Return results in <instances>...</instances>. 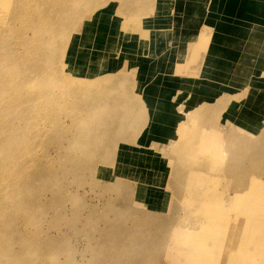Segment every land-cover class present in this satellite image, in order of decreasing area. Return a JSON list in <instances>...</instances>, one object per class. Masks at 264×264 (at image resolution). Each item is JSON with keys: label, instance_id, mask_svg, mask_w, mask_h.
Instances as JSON below:
<instances>
[{"label": "rangeland", "instance_id": "1", "mask_svg": "<svg viewBox=\"0 0 264 264\" xmlns=\"http://www.w3.org/2000/svg\"><path fill=\"white\" fill-rule=\"evenodd\" d=\"M254 1L75 0L26 29L0 81V264H264Z\"/></svg>", "mask_w": 264, "mask_h": 264}, {"label": "bare ground", "instance_id": "2", "mask_svg": "<svg viewBox=\"0 0 264 264\" xmlns=\"http://www.w3.org/2000/svg\"><path fill=\"white\" fill-rule=\"evenodd\" d=\"M73 1H75V0H0V9H3L4 6L7 7V11H5L6 10L5 9L4 11L0 12V27L4 26L5 30L3 29L2 31L6 32V33L4 32L5 33L4 36L0 39V81H2L4 78H6L7 75H10L9 74L10 73L9 72V70H10L9 68H8L9 69L8 70L9 73L7 75H6L7 71H6V73H5V71L2 72L3 71V66H6V64H7L6 60L9 58L7 56L8 53L10 52L9 50H11V52L12 51L18 52L20 50L17 47V46H19V44L16 45L17 43H19V42L23 43V41H30V40H31V42H34V40L36 42L38 40L39 35H38V37H36V39L28 38L27 35L25 34L26 29L27 28L28 29L32 28V29L35 30V28H36L37 31H38L39 28L41 27V32L42 33L40 35H43V33L45 31L44 29H46V28H48V30L50 29V31H51L53 28L56 27V19H57V16L59 15L60 11H62L64 8H66V7H64L65 5H67V4H69L70 2H73ZM52 18H53V20H52ZM44 21H46V22H44ZM16 24H19V28H18V26L16 28L14 27ZM7 32L8 33L10 32V33L7 34ZM27 33H29V32H27ZM17 40H18V42H17ZM31 45H33V44H31ZM23 46H25V44ZM40 47H43V46H40ZM40 47L38 46V48L41 50L42 48H40ZM45 47H44V49H45ZM25 49H26V47H25ZM22 50L23 49H21V51ZM27 50H25V51H27ZM22 53H20L19 55H23ZM26 53L27 52H25L24 53L25 55H23V56L26 57V59L28 60V56L27 55H29V53L28 54H26ZM42 53H43V51H42ZM37 54H38V56H40L39 53H37ZM43 54H42V56L44 58L45 56ZM15 56H17V55H15ZM35 58L38 59L36 56H35ZM10 60H12V59H10ZM29 60H31V59H29ZM28 62H23L25 64L26 68L28 70H31V74H36V76H34V77H37L38 75H40V77L42 79V74H39V72H40V70L42 68L37 64L39 62H36L34 60L31 61L30 64ZM41 62H42V60L40 61V63ZM17 66H19V65H17ZM17 68H18V70L20 69L19 67H17ZM10 71H12V70H10ZM13 71H12V73H13ZM12 73H11V75H13ZM8 78H10V77H8ZM28 79H29V75L22 76L21 80H20L21 82L19 81L20 82L19 84L23 85L24 81L28 80ZM17 87H19V85ZM16 92H18V91H16ZM27 92H26V94H27ZM31 96H32V94L31 95L30 94L27 95L28 98H31ZM33 96L35 97L34 94H33ZM20 98H22V95H21ZM11 127H12V125H11Z\"/></svg>", "mask_w": 264, "mask_h": 264}, {"label": "crops", "instance_id": "3", "mask_svg": "<svg viewBox=\"0 0 264 264\" xmlns=\"http://www.w3.org/2000/svg\"><path fill=\"white\" fill-rule=\"evenodd\" d=\"M209 1V6L210 5H212L216 0H208ZM235 1V2H234ZM233 2H234V5L235 6H253V3L255 2L254 0H233ZM227 3H228V0H227ZM249 4V5H248ZM255 4V3H254ZM237 11V10H236ZM236 11H234V13L236 12ZM242 13L240 12L239 13V10L234 14V19H233V21L232 20H228L227 22L228 23H231V21L234 23L235 22V24L236 23H238V24H241V18H238L239 17V15H241ZM245 14V13H244ZM243 19V18H242ZM258 21V20H257ZM259 22V21H258ZM236 26V25H235ZM214 30V29H213ZM236 37H238V36H236ZM236 37H233V38H236Z\"/></svg>", "mask_w": 264, "mask_h": 264}]
</instances>
